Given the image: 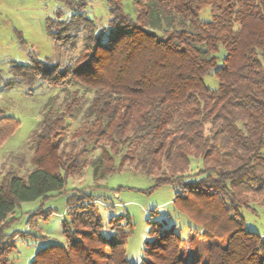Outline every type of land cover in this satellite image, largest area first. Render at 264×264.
<instances>
[{
    "label": "trees",
    "instance_id": "obj_1",
    "mask_svg": "<svg viewBox=\"0 0 264 264\" xmlns=\"http://www.w3.org/2000/svg\"><path fill=\"white\" fill-rule=\"evenodd\" d=\"M58 1L46 30L77 56L61 64L34 55L9 69L14 85L41 83L70 97L60 111L45 113L32 135L28 178L9 172L1 179L0 264H14L8 256L15 243L2 229L16 209L61 194L89 166L96 181L130 170L153 178V189L179 188L174 203L203 225V256L158 224L142 264H264V239L245 229L242 216L264 208V0H133L135 18L122 0H104L109 20L101 30L86 16L85 0ZM211 74L216 90L204 82ZM19 124L0 108V147ZM192 160L201 163L198 172ZM97 204L73 194L66 244L39 250L32 264H129L131 217H112L106 236ZM51 214L34 213L30 222Z\"/></svg>",
    "mask_w": 264,
    "mask_h": 264
},
{
    "label": "rangeland",
    "instance_id": "obj_2",
    "mask_svg": "<svg viewBox=\"0 0 264 264\" xmlns=\"http://www.w3.org/2000/svg\"><path fill=\"white\" fill-rule=\"evenodd\" d=\"M86 16L92 19L98 29L106 28L109 15L104 0H85ZM124 11L136 17L133 0H122ZM58 0H0V108L6 117L16 119L20 124L16 132L0 147V183L9 172L20 178H28L34 169V150L30 143L32 135L40 127L43 115L62 109L70 93L51 89L41 83L34 87L17 86L11 82L9 69L13 64H28L36 55L51 63L67 64L76 57L60 48L46 30V20L60 8ZM202 21H210V10L201 14ZM223 49L218 54L221 62ZM204 82L216 90L219 82L211 74ZM81 127L74 123L72 132ZM100 151L92 150L89 159L95 161ZM201 163L192 160L191 170L197 171ZM94 168L87 167L81 175L68 179L61 194H52L47 199L25 202L11 215L7 226L2 229L6 241L14 242L15 248L8 260L14 264H32L39 250L49 245H65L63 222L68 220V200L73 194L83 192L97 199L96 205L102 217L103 233L109 236V221L112 217L127 214L133 223V232L126 239L125 259L129 264H142L148 257L145 244L150 240L152 227L161 225L178 234L188 246L199 251L207 246L204 227L188 211L175 204L176 194L181 190L174 186L153 189L154 180L130 170L118 172L96 181ZM195 173V172H194ZM109 206V207H106ZM52 214L48 218L30 217L37 212ZM244 227L264 239V208L258 205L254 210H242ZM30 222V223H29ZM1 232V231H0ZM1 234V233H0ZM14 234L16 237L12 238ZM1 239V235H0Z\"/></svg>",
    "mask_w": 264,
    "mask_h": 264
}]
</instances>
